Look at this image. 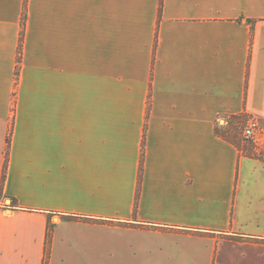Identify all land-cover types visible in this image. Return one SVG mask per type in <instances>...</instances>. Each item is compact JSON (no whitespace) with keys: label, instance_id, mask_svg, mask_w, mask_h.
Returning <instances> with one entry per match:
<instances>
[{"label":"crops","instance_id":"crops-1","mask_svg":"<svg viewBox=\"0 0 264 264\" xmlns=\"http://www.w3.org/2000/svg\"><path fill=\"white\" fill-rule=\"evenodd\" d=\"M249 117L264 0H0V264H264Z\"/></svg>","mask_w":264,"mask_h":264},{"label":"built area","instance_id":"built-area-1","mask_svg":"<svg viewBox=\"0 0 264 264\" xmlns=\"http://www.w3.org/2000/svg\"><path fill=\"white\" fill-rule=\"evenodd\" d=\"M242 137L245 142L257 148L264 147V128L261 121L255 117H249L243 126Z\"/></svg>","mask_w":264,"mask_h":264},{"label":"rangeland","instance_id":"rangeland-1","mask_svg":"<svg viewBox=\"0 0 264 264\" xmlns=\"http://www.w3.org/2000/svg\"><path fill=\"white\" fill-rule=\"evenodd\" d=\"M245 122H246V119L242 118V120L236 121L230 128L232 135L235 136V138L239 141L244 140L242 137V129H243Z\"/></svg>","mask_w":264,"mask_h":264},{"label":"trees","instance_id":"trees-1","mask_svg":"<svg viewBox=\"0 0 264 264\" xmlns=\"http://www.w3.org/2000/svg\"><path fill=\"white\" fill-rule=\"evenodd\" d=\"M24 20H25V14H24ZM21 55H22V39L20 40V44L18 47V56H17L18 63H20L21 61Z\"/></svg>","mask_w":264,"mask_h":264}]
</instances>
